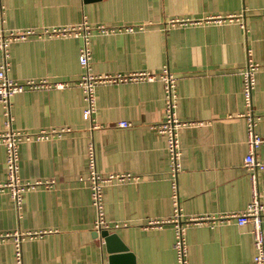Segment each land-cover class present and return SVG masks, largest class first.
Masks as SVG:
<instances>
[{
  "label": "crops",
  "instance_id": "0c3cea01",
  "mask_svg": "<svg viewBox=\"0 0 264 264\" xmlns=\"http://www.w3.org/2000/svg\"><path fill=\"white\" fill-rule=\"evenodd\" d=\"M84 19L115 29L92 33L94 73L158 74L166 64L177 78V184L188 264H250L251 225L221 217L242 211L251 198L243 166L248 148L240 74L247 49L257 65L252 110L263 140L256 158L264 162V0H0V29L41 31ZM183 19L199 22L172 23ZM81 45L80 37L32 35L9 47L13 80L69 85L12 96L13 128L70 130L19 144L21 178L53 186L24 193L19 211L0 191V233H29L22 241L23 264H108L103 240L93 230L96 211L88 184L79 180L87 172L92 144L100 175L133 176L103 188L105 217L115 227L109 233L132 253L133 264H179L174 228L167 222L174 205L166 141L156 130L163 119V85L158 80L98 85L92 127L82 118L85 101L75 85L82 73ZM119 121L130 126L118 127ZM5 172L0 144V183ZM258 190L264 206V169L258 173ZM0 264H15L11 238L0 241Z\"/></svg>",
  "mask_w": 264,
  "mask_h": 264
},
{
  "label": "built area",
  "instance_id": "2783aa9c",
  "mask_svg": "<svg viewBox=\"0 0 264 264\" xmlns=\"http://www.w3.org/2000/svg\"><path fill=\"white\" fill-rule=\"evenodd\" d=\"M220 17H211L209 20H220ZM178 22L181 25H188L197 23L199 21H192L183 19ZM122 27L118 28L121 31ZM124 31H132L131 27L123 28ZM115 31L104 25H89L84 19L78 25L65 27L43 28L41 31L36 30H5L0 29V106L3 117V129L0 131V144L5 147V180L0 183V191H6L14 203L17 211H19L23 202L24 193L34 190L37 186L43 185L46 188L52 187L53 182L48 181H27L20 176L19 166V144L29 140H41L48 138L50 135L56 134L61 136L64 132L70 130L68 128H61L58 130H40L35 133H28L16 130L13 128V114L11 97L17 93L26 90L34 89H64L69 85L67 83L58 81L50 83L46 79H29L24 82H18L8 76L10 69V50L11 43L26 39L29 36L36 35L38 37H80L82 45L79 49L78 63L82 69V73L75 81V85L82 90L85 106L82 110V118L92 123L93 115L96 111V95L95 89L101 84L118 83L127 80L136 81H155L158 80L163 85L164 92V107L163 119L156 125V130L161 134L166 141V151L168 157V175L170 179L171 195L173 199V213L168 223L174 228V243L176 258L179 264H188L187 258V240L185 229L187 223L183 222L182 213L179 205L177 176L181 171L180 165V140L179 129L181 122L175 116V109L177 106V78L169 71L168 66H162L158 74H151L149 72H139L130 74H97L92 71L91 67V47L90 38L93 32L108 33ZM257 70V65L250 59V49H247L246 66L241 70L240 74L243 79L242 94L244 105L246 108V144L248 152L243 159V166L248 171L251 198L246 207L240 212H231L222 216V219L235 221L239 226L246 224L251 225L250 234L252 237V244L254 254L250 264H264V206L260 202V193L258 190V173L264 169V162L256 158V150L263 142L262 138L257 134L255 129V117L252 110V91L254 88V74ZM92 123V127H95ZM118 127L127 128L130 126L128 121H119ZM88 167L87 172L82 175L79 180L88 184L90 190L91 205L96 211V218L93 224V230L99 231L102 229H114V225L106 219L104 212L103 188L113 182H121L133 177L132 175H100L95 166V153L92 144L87 152ZM202 217L196 218L201 219ZM204 220H209L211 217H203ZM213 218V217H212ZM29 233H0V241L6 239L12 240L14 246L15 264H23L22 241Z\"/></svg>",
  "mask_w": 264,
  "mask_h": 264
},
{
  "label": "water",
  "instance_id": "95a60500",
  "mask_svg": "<svg viewBox=\"0 0 264 264\" xmlns=\"http://www.w3.org/2000/svg\"><path fill=\"white\" fill-rule=\"evenodd\" d=\"M95 235L103 240L108 264H123L124 262H128L129 264L134 263L132 253H130L127 247L118 240L116 234L109 233V230L102 229L95 231Z\"/></svg>",
  "mask_w": 264,
  "mask_h": 264
}]
</instances>
